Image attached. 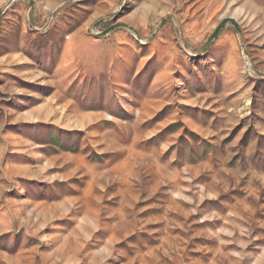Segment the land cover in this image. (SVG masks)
Returning a JSON list of instances; mask_svg holds the SVG:
<instances>
[{"label": "rangeland", "instance_id": "1", "mask_svg": "<svg viewBox=\"0 0 264 264\" xmlns=\"http://www.w3.org/2000/svg\"><path fill=\"white\" fill-rule=\"evenodd\" d=\"M0 264H264V0H0Z\"/></svg>", "mask_w": 264, "mask_h": 264}, {"label": "trees", "instance_id": "2", "mask_svg": "<svg viewBox=\"0 0 264 264\" xmlns=\"http://www.w3.org/2000/svg\"><path fill=\"white\" fill-rule=\"evenodd\" d=\"M231 24H232V25H234V23H233V22H231ZM218 32H219V29H217V30L214 32V34H213V37H212V38L216 39V38H217V36H218Z\"/></svg>", "mask_w": 264, "mask_h": 264}]
</instances>
